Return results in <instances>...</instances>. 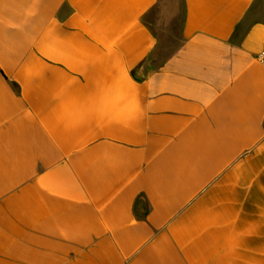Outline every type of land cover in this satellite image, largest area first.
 <instances>
[{
	"label": "crops",
	"instance_id": "crops-1",
	"mask_svg": "<svg viewBox=\"0 0 264 264\" xmlns=\"http://www.w3.org/2000/svg\"><path fill=\"white\" fill-rule=\"evenodd\" d=\"M0 0V264H264V0Z\"/></svg>",
	"mask_w": 264,
	"mask_h": 264
},
{
	"label": "rangeland",
	"instance_id": "rangeland-1",
	"mask_svg": "<svg viewBox=\"0 0 264 264\" xmlns=\"http://www.w3.org/2000/svg\"><path fill=\"white\" fill-rule=\"evenodd\" d=\"M183 12L182 0H159V5L149 15V25L159 42L151 58L154 65L166 58L179 44Z\"/></svg>",
	"mask_w": 264,
	"mask_h": 264
},
{
	"label": "built area",
	"instance_id": "built-area-1",
	"mask_svg": "<svg viewBox=\"0 0 264 264\" xmlns=\"http://www.w3.org/2000/svg\"><path fill=\"white\" fill-rule=\"evenodd\" d=\"M256 59L259 61L261 65L264 66V38H263L262 50L259 54H257Z\"/></svg>",
	"mask_w": 264,
	"mask_h": 264
}]
</instances>
